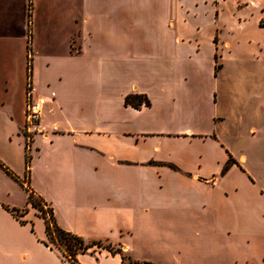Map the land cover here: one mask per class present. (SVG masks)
Masks as SVG:
<instances>
[{
  "label": "crops",
  "instance_id": "obj_1",
  "mask_svg": "<svg viewBox=\"0 0 264 264\" xmlns=\"http://www.w3.org/2000/svg\"><path fill=\"white\" fill-rule=\"evenodd\" d=\"M251 9L0 0V264H264V15ZM29 82L47 102L26 166ZM19 189L23 208L8 200ZM26 190L61 229L120 252L74 263L44 245Z\"/></svg>",
  "mask_w": 264,
  "mask_h": 264
},
{
  "label": "trees",
  "instance_id": "obj_2",
  "mask_svg": "<svg viewBox=\"0 0 264 264\" xmlns=\"http://www.w3.org/2000/svg\"><path fill=\"white\" fill-rule=\"evenodd\" d=\"M126 103L131 104L134 107H139L141 105H148L149 101L142 96H134L132 98H126ZM26 166L29 163V157H26ZM27 192V204L30 205L32 208L37 210L40 217L44 219L45 223V232H46V241H44V245L55 247L59 250L61 255L70 261L77 263V255L83 254L87 252L90 248L96 246L98 248H105L109 250L111 253H119L118 249L112 248L110 245H103L100 242L92 241L86 242L83 238L76 236L70 232H67L61 229L53 216V212L50 208L45 207L44 202L35 197L34 194L28 190ZM7 209V208H6ZM14 217L19 219V217L23 216L27 211V208L18 210V209H10L9 210ZM21 221V220H20ZM23 222V221H21ZM122 259L125 260V256L123 254Z\"/></svg>",
  "mask_w": 264,
  "mask_h": 264
},
{
  "label": "built area",
  "instance_id": "obj_3",
  "mask_svg": "<svg viewBox=\"0 0 264 264\" xmlns=\"http://www.w3.org/2000/svg\"><path fill=\"white\" fill-rule=\"evenodd\" d=\"M46 102L47 99L37 95L34 86L29 82L26 87L24 124L22 127V132L26 139V152L28 155L34 135L42 134V128L39 126V122L42 117L43 105Z\"/></svg>",
  "mask_w": 264,
  "mask_h": 264
},
{
  "label": "rangeland",
  "instance_id": "obj_4",
  "mask_svg": "<svg viewBox=\"0 0 264 264\" xmlns=\"http://www.w3.org/2000/svg\"><path fill=\"white\" fill-rule=\"evenodd\" d=\"M246 1L249 2L250 0H246ZM251 1H253V9H251V12L254 15H258V16L264 15V0H251ZM257 32H258L257 33L258 37L260 39L264 38V32H262V31H257ZM257 82L258 83L255 86V90H256V93L258 94V97H260L262 95V91H263L264 85H263V83L261 81V78H259V80ZM259 103H260V101H259ZM1 120H2V122L4 121V123H5V119H1ZM26 157L30 158V155H28L26 153L25 162L27 160ZM8 200L10 201V203H12L13 205L17 206L18 208H23V206L25 205V202H26V194H25V192L23 190L19 189V191H17V193L15 195L8 197ZM18 210H22V209H18ZM95 247L96 246H94V247H92L90 249H93Z\"/></svg>",
  "mask_w": 264,
  "mask_h": 264
}]
</instances>
